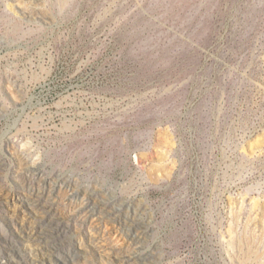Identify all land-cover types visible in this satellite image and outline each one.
<instances>
[{
	"label": "rangeland",
	"instance_id": "1",
	"mask_svg": "<svg viewBox=\"0 0 264 264\" xmlns=\"http://www.w3.org/2000/svg\"><path fill=\"white\" fill-rule=\"evenodd\" d=\"M0 264H264V0H0Z\"/></svg>",
	"mask_w": 264,
	"mask_h": 264
}]
</instances>
